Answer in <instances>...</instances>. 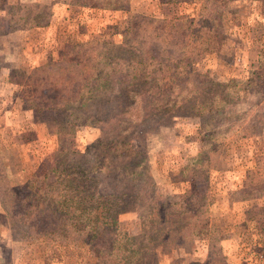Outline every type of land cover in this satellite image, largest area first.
<instances>
[{
  "label": "trees",
  "instance_id": "trees-1",
  "mask_svg": "<svg viewBox=\"0 0 264 264\" xmlns=\"http://www.w3.org/2000/svg\"><path fill=\"white\" fill-rule=\"evenodd\" d=\"M61 1L119 11L117 34L110 41L92 36L65 42L61 58L51 53L43 64L26 69L25 80H14L31 86L28 99L36 104L31 109L63 111L64 106L72 110L64 109L70 126L73 121L100 124L101 154L72 149L62 131L54 130L59 146L46 158L48 172L40 194L27 197L0 166V192L5 194H0V221L10 229L46 233L51 242L89 236L94 264H159L173 250L194 247L198 240H209L210 252L204 261L191 264H228L218 248L225 236L216 239L209 227L211 152L201 150L179 169L191 183L190 195L180 199L167 196L148 178L145 159L121 163L115 158L127 157L133 140L148 130L171 124L177 115H199L206 108L215 113L225 103L238 101L243 91L257 95L258 111L254 119L241 123L242 136L261 134L264 139V50L253 53L243 80L199 79L198 87L190 86L203 73L194 68L196 61L209 53H226V11L236 0H163L178 13L191 10L173 18L133 12L130 0ZM6 6L0 18L22 25L16 29L49 23V16L42 19L33 9L15 18L13 11L27 5ZM35 85L40 89H33ZM27 122L36 124L33 119ZM236 193L240 201L264 202V147ZM146 202L150 208L140 214L136 231L123 229L119 215ZM248 219L264 248V204Z\"/></svg>",
  "mask_w": 264,
  "mask_h": 264
},
{
  "label": "rangeland",
  "instance_id": "rangeland-1",
  "mask_svg": "<svg viewBox=\"0 0 264 264\" xmlns=\"http://www.w3.org/2000/svg\"><path fill=\"white\" fill-rule=\"evenodd\" d=\"M162 1L130 0L128 7L133 12L170 18L191 12L186 9L178 13ZM8 2L27 5V8L13 9L15 18L26 9L41 13L42 19L49 16L47 25L28 29H16L20 23L9 24V19L0 18V166L6 170L12 184L32 198L40 194L44 186L48 172L46 158L59 146L54 130L62 131L72 149L94 157L101 154L103 135L100 124L71 121L70 126L68 111H72L71 108L63 106V111L60 107L50 111L31 109L36 105L28 99L31 86H19L14 79H23L27 68L43 64L51 53L60 57L65 42L75 44L92 36L112 40L118 31L119 11L71 5L61 0H0V15ZM34 3L36 6H32ZM226 19V53H209L194 63V68L203 73L190 83L192 88L198 87L199 79H215L220 83L243 80L251 67L253 53L264 50L263 0L231 2ZM32 88L40 89L36 85ZM240 93L238 101L225 103L215 113L206 108L207 111L199 115H177L171 124L148 130L145 136L133 140L134 146L127 157L115 160L126 163L145 159L148 178L156 181L167 196L180 199L190 195L191 183L184 180L185 174L179 173V169L201 150L211 152L209 227L216 239L225 236L219 240L218 248L228 264H264L263 245L255 235L254 222L248 219L264 202L240 201L236 193L244 186L248 171L264 147L261 134L242 136L241 123L254 119L258 109L257 95L248 91ZM65 108L69 110L64 111ZM29 119L36 124L27 126ZM205 123L211 125L210 128H206ZM0 194L5 197L4 190ZM146 207L150 208L148 202L138 210L121 213V227L135 232L140 226L139 216ZM91 245L92 239L86 235L79 240L57 237L51 242L46 233H33L18 226L10 229L0 221V264H94ZM209 252V240H198L194 247L186 244L173 250L162 257L159 264L204 261Z\"/></svg>",
  "mask_w": 264,
  "mask_h": 264
}]
</instances>
